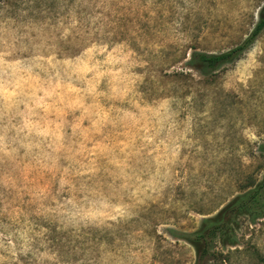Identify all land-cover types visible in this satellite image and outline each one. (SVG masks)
<instances>
[{
    "label": "rangeland",
    "instance_id": "374dc122",
    "mask_svg": "<svg viewBox=\"0 0 264 264\" xmlns=\"http://www.w3.org/2000/svg\"><path fill=\"white\" fill-rule=\"evenodd\" d=\"M264 0H0V264H196L264 178ZM207 264H264V219Z\"/></svg>",
    "mask_w": 264,
    "mask_h": 264
},
{
    "label": "trees",
    "instance_id": "16d2710c",
    "mask_svg": "<svg viewBox=\"0 0 264 264\" xmlns=\"http://www.w3.org/2000/svg\"><path fill=\"white\" fill-rule=\"evenodd\" d=\"M263 29L264 7L255 30L243 45L217 54L195 51L187 64L204 77H209L233 62ZM243 218L251 222L264 219V178L258 183L240 188L239 194L233 197L216 215L205 218L199 229L191 233L170 232L172 236L183 239L196 248V264H207L214 255L212 251L218 242L224 246L237 244L238 228Z\"/></svg>",
    "mask_w": 264,
    "mask_h": 264
}]
</instances>
